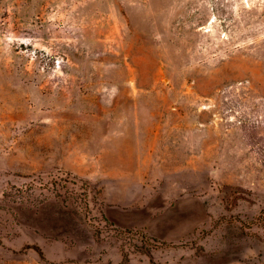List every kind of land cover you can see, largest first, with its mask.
<instances>
[{
    "label": "rangeland",
    "instance_id": "obj_1",
    "mask_svg": "<svg viewBox=\"0 0 264 264\" xmlns=\"http://www.w3.org/2000/svg\"><path fill=\"white\" fill-rule=\"evenodd\" d=\"M0 264H264V0H0Z\"/></svg>",
    "mask_w": 264,
    "mask_h": 264
},
{
    "label": "crops",
    "instance_id": "obj_2",
    "mask_svg": "<svg viewBox=\"0 0 264 264\" xmlns=\"http://www.w3.org/2000/svg\"><path fill=\"white\" fill-rule=\"evenodd\" d=\"M117 194L119 195H123L124 193H120V192H116ZM133 194V193H132ZM134 196H137L138 194L137 193H134L133 194ZM132 195V196H133ZM139 206V205H137ZM115 208V207H114ZM138 208V207H137ZM140 209H143V205L142 207H140L139 209L137 210H140ZM128 210H131V209H125V208H122V207H118V209H112L108 212V217L112 220V221H115L116 223L120 224V225H127L129 219L125 218L123 216L122 213H124V211H128ZM122 211V212H121Z\"/></svg>",
    "mask_w": 264,
    "mask_h": 264
}]
</instances>
